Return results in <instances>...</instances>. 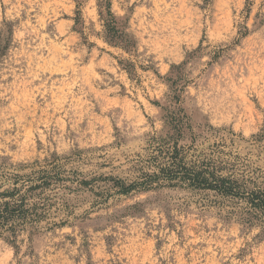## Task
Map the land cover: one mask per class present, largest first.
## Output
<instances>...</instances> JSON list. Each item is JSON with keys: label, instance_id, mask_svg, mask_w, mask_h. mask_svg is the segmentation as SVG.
<instances>
[{"label": "rangeland", "instance_id": "obj_1", "mask_svg": "<svg viewBox=\"0 0 264 264\" xmlns=\"http://www.w3.org/2000/svg\"><path fill=\"white\" fill-rule=\"evenodd\" d=\"M108 1L118 35L106 0H0L2 189L75 153L87 179L133 180L178 106L194 132L264 149V0ZM94 184L67 194L66 223L0 232V264H264V214L242 201Z\"/></svg>", "mask_w": 264, "mask_h": 264}, {"label": "trees", "instance_id": "obj_2", "mask_svg": "<svg viewBox=\"0 0 264 264\" xmlns=\"http://www.w3.org/2000/svg\"><path fill=\"white\" fill-rule=\"evenodd\" d=\"M106 6L108 31L118 35L108 0ZM166 124L168 130L150 138L148 152L140 160L141 168L147 170H142L133 180L111 175L87 179L74 164L85 159L81 153L54 157L44 165L31 166L26 172H6L3 177L8 187L0 186V232L14 233L19 228L43 223H66L73 213L67 194L84 189L94 191V183L100 180L109 185L113 194L119 195L162 186L208 190L242 201L251 213L264 214L263 148L240 155L232 147L241 141L254 147L252 141L222 133L210 125L196 133L179 106L167 116ZM260 159L263 164H256ZM94 193L102 196L103 191ZM107 195L103 194V200Z\"/></svg>", "mask_w": 264, "mask_h": 264}]
</instances>
